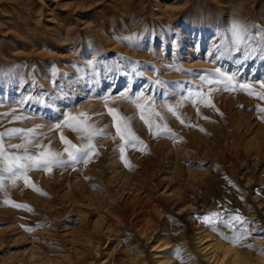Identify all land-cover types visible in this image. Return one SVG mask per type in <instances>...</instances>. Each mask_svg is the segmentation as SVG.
Listing matches in <instances>:
<instances>
[{
    "label": "rangeland",
    "instance_id": "1",
    "mask_svg": "<svg viewBox=\"0 0 264 264\" xmlns=\"http://www.w3.org/2000/svg\"><path fill=\"white\" fill-rule=\"evenodd\" d=\"M261 34L264 0H0V132L62 151L61 132L81 141L54 125L85 112L111 133L86 163L2 180L0 264H224L204 248L216 237L264 264V100L223 83L264 91ZM108 108L143 144L120 140ZM23 139L5 136L7 152Z\"/></svg>",
    "mask_w": 264,
    "mask_h": 264
},
{
    "label": "snow or ice",
    "instance_id": "2",
    "mask_svg": "<svg viewBox=\"0 0 264 264\" xmlns=\"http://www.w3.org/2000/svg\"><path fill=\"white\" fill-rule=\"evenodd\" d=\"M248 29L246 26L241 25L239 23H235L232 28L233 36H234V44H247L245 41L244 33H247ZM261 55H264V34H261V41L258 45ZM236 51H241L239 47L236 48ZM254 49H250L249 47H244L243 52L245 59H247L252 53ZM215 72H219V69H215ZM236 74L234 73L232 76H226L223 80L225 90L227 91H244L249 95H257L261 100H264V91L261 93H255L254 90L246 83H241L236 81ZM214 81H209V83H213ZM218 82V81H217ZM261 89L264 90V81H261ZM212 91V89H209ZM123 95V94H122ZM135 103V102H134ZM195 103V101H193ZM208 106L215 107L211 102L208 103ZM107 107V105H105ZM136 107L143 112L144 105L136 104ZM257 110L264 111V109L259 108L257 106ZM168 111L172 112L177 119H181L180 116L175 112L172 106H168ZM108 114L112 116L113 126L116 127V135L119 136L121 141H126L130 146L135 144H143V141L136 135V133L131 128L132 117L121 115L116 109L108 108ZM94 115H103V113H95ZM151 115L153 117H158L160 120H163V117L160 116V113L152 111ZM20 117H16L19 119ZM207 119V117H204ZM92 117L89 116L85 112L79 113V116H69L66 117L64 121L60 124L54 125V129H62L68 128L73 132L78 133L77 138L81 141L80 145L74 144L71 140L64 136L63 132L60 133V139L64 143L65 147L62 151H56L51 148V141H48L46 144H33V140L31 137L35 135H45L44 133L37 134L34 129H7L4 132H0V187H2V180L5 178H20L25 176L27 171L31 169L36 170H45L47 172H51L53 167H62L68 166L70 164L78 163V162H87L93 154H95L96 145L94 143V139L97 136H109L111 133H108L104 130V128H98L94 123H90ZM140 119L146 124L149 125V131H152V125L149 122V119H146L143 114L140 115ZM181 123L184 121L181 119ZM40 127V126H37ZM109 127L105 125V128ZM159 132H167L171 133V129L168 127L166 123L161 127L157 125ZM53 129H49L52 131ZM203 130V129H201ZM158 134L156 132L153 133ZM23 137V142L20 144H9L7 148L14 149H23L22 153H9L7 152L4 146V137ZM115 139V138H114ZM35 147L40 149L39 152L33 153L29 151V147ZM117 148L123 153L124 144H117ZM65 153L67 154V158H64ZM123 158V157H122ZM4 174H8L5 177ZM25 182L27 183V178H25ZM13 184H15V179H13ZM35 189V185H30ZM40 191L39 189H35ZM13 206L16 207H28L27 205H19L13 202ZM31 210V209H29ZM214 217H217L220 222L228 224V226H232V221L241 222L242 218L239 216L229 217L225 220L223 217H219V214L213 213ZM211 223L212 221H208ZM30 230V229H29ZM234 243H238V240H234Z\"/></svg>",
    "mask_w": 264,
    "mask_h": 264
},
{
    "label": "bare ground",
    "instance_id": "3",
    "mask_svg": "<svg viewBox=\"0 0 264 264\" xmlns=\"http://www.w3.org/2000/svg\"><path fill=\"white\" fill-rule=\"evenodd\" d=\"M208 239V238H207ZM204 248L212 253V257L215 258V261L218 260L219 258L222 259V263L224 264H245L246 260L244 261L240 255L237 253L233 245L229 243H224L222 240H220L219 237L212 238L208 243L205 244ZM220 251V256L217 257V252ZM210 253V254H211ZM169 260L168 258L163 261ZM216 261V262H218ZM167 262V261H166ZM169 262V261H168ZM171 262V259H170Z\"/></svg>",
    "mask_w": 264,
    "mask_h": 264
}]
</instances>
